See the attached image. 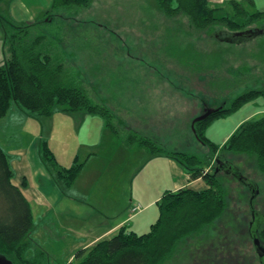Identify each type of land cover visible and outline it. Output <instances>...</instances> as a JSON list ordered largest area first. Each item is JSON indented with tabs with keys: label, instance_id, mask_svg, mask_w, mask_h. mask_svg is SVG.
I'll list each match as a JSON object with an SVG mask.
<instances>
[{
	"label": "rangeland",
	"instance_id": "obj_1",
	"mask_svg": "<svg viewBox=\"0 0 264 264\" xmlns=\"http://www.w3.org/2000/svg\"><path fill=\"white\" fill-rule=\"evenodd\" d=\"M23 1L40 15L39 19L50 17L53 22L67 21L71 26L78 43H72L66 49L71 54L69 59L77 63L85 79L95 86L94 97L103 99L118 127L117 131L108 126L105 129L113 149L109 150L112 152L109 156H115L120 145L129 151V156L123 157L122 162L117 163L119 157H113L111 164L115 179L125 180L119 187H116L117 181L114 183L115 194H120L123 199L137 196L143 188L138 184L141 177L135 181L133 178L145 162L136 156L130 159L132 152L136 154V149L143 148L135 144L134 138L129 136L131 133L157 137L155 140L165 149L164 154L178 152L186 159L190 154L204 158L211 152V146L196 137L193 120L206 109L230 104L242 92L264 87V20L240 30L260 31L258 35L232 43L219 37L220 27L194 35L187 15L168 16L157 0H92L88 6L73 8H53L51 0ZM15 2L0 0V14L11 16L4 11L9 13L11 3ZM172 3L174 7L177 5L175 1ZM245 6L250 12L264 10V0H255V4L246 2ZM227 13L234 14L233 7L229 6L219 15ZM238 21L246 22L242 18ZM82 33L90 38L87 40ZM4 47V31L0 24V64L5 62L7 52L4 53ZM262 99L256 97L203 128L205 136L219 145L220 162L236 167L246 180L242 181L225 168L219 169L227 199L224 215L203 233L189 237L188 246L182 253L174 255L165 264H261L251 237V225L254 219L252 206L264 215V176L244 157L224 150L225 143L220 144L232 127L258 108L256 103L263 104ZM16 107L13 104L5 119H0V144L5 149L18 144L8 137L11 131H16L20 144L31 145L36 140L32 135L34 129L50 134L54 152H64V141L71 147L77 144L80 134L76 126L82 121L83 112L58 111L51 116H29L37 117L35 119L39 121L28 123L24 117L17 116ZM126 143L132 146L127 147ZM212 164H217L215 159ZM94 165L91 163L86 167ZM52 170L56 179L69 187L58 177V170ZM18 180H21L20 173ZM250 184L258 187L255 197ZM166 188L162 186L160 190ZM67 203L55 205L48 217L35 214L31 232L19 247L22 252L26 249L23 257L35 255L44 264H60L61 258L78 239L67 229L70 226H65V222L89 223L81 218L94 207H100L94 203L90 206ZM135 205L143 207L139 203ZM74 214L79 219H75ZM61 218L65 219L61 221ZM263 228L264 218L259 230Z\"/></svg>",
	"mask_w": 264,
	"mask_h": 264
},
{
	"label": "trees",
	"instance_id": "obj_2",
	"mask_svg": "<svg viewBox=\"0 0 264 264\" xmlns=\"http://www.w3.org/2000/svg\"><path fill=\"white\" fill-rule=\"evenodd\" d=\"M51 1L53 8L82 7L92 2ZM173 1L177 2L175 7ZM245 1L252 2L230 1L235 12L224 16L219 15L224 7H216L209 0H157V3L168 16L187 15L193 34L199 35L214 27H220V34H230L264 20V10L250 12L244 5ZM238 18L246 22L241 23ZM46 19L19 22L0 14L8 51L5 62L0 64V117L5 116L13 104L29 116H51L58 111L83 112L99 115L106 126L117 131L110 108L103 99L94 97L96 90L93 84L83 77L77 63L69 59L71 54L66 49L78 43L71 26L67 21ZM82 34L87 40L90 38ZM256 97L264 98V87L242 92L230 104L195 123L196 137L211 146V152L204 158L190 154L186 159L178 152L164 154L162 151L165 149L152 137L131 133L129 136L134 138L135 144L154 154L174 158L189 172L190 180L203 178L208 187L202 190L189 187L165 190L158 201L159 217L148 232L137 233L123 226L112 237L79 249L76 261L69 264H165L174 255L181 254L188 246L189 237L203 233L227 209L222 182L215 171L216 164H212L213 159L216 162L220 160L217 155L219 145L205 136L203 128L215 118L237 111ZM222 148L244 157L264 176V114L244 120ZM39 151L48 169H57L58 177L67 186H72L84 162L76 157L71 166H62L46 140L39 142ZM10 158L11 155L0 146V254L14 264H44L35 255L26 259L23 257L26 249L22 252L19 248L33 227V211L21 189L12 182L14 172ZM258 236L264 241V228L259 230Z\"/></svg>",
	"mask_w": 264,
	"mask_h": 264
},
{
	"label": "crops",
	"instance_id": "obj_3",
	"mask_svg": "<svg viewBox=\"0 0 264 264\" xmlns=\"http://www.w3.org/2000/svg\"><path fill=\"white\" fill-rule=\"evenodd\" d=\"M230 1L232 0H209L210 4L224 7V9L229 6L233 7ZM246 2L255 4V0H252V2L245 1L244 5ZM12 3V9L10 6V14L4 11L7 15H11L9 16L10 18L19 22H24L32 21L40 17V15L35 14L33 9H31L32 7L23 0H16L14 4ZM4 46V53L7 52L5 53L6 60L8 51L5 38ZM81 74L83 75L82 71ZM262 102L263 104L261 105L256 103L258 108L231 128V132L220 146L225 143L244 120L253 118L260 113L264 114V99H262ZM14 110L17 112V116L24 117L25 120H28V123L30 120L39 121L35 119L37 117H29V115H26L18 107ZM18 112L20 115H18ZM7 114L0 117V119H5ZM83 114L82 121L79 123V126H76L80 134L77 144L71 147L70 143L64 141V152L62 154L56 151L54 152L50 134L45 133L46 136H44L45 134L39 129L33 130L32 135L36 140H33L34 142H32L31 145L24 146L20 144V138L16 131H11L8 137L15 139L18 144L10 146L8 149H5L0 144V146L11 155L10 164L14 172L12 182L21 189L22 193L31 204L34 220L36 213L37 215L41 214L42 217L43 215L48 217L55 205L61 206L62 204H68L67 202L72 203L74 206L79 203H84L87 206L90 203H92L90 205L96 204L100 206H96L93 209L90 208L92 211L88 212V215L85 214L84 218H81V220L87 219L89 223H83L82 221L78 223L65 222V226H70V228L68 227L67 229L73 232L78 239L73 244L72 248L66 252L64 257L61 258L60 264H69L76 261L75 255L79 249L90 247L101 239L112 237L123 226H125L127 230H133L137 233L148 232L159 217L158 201L161 199L165 190L170 189L176 191L184 187L202 190L208 187V184L203 178L190 180L189 172L174 158L165 156L161 153L154 154L148 152V150L142 147L143 149H136V154L132 152L130 159H134V156H136L137 158L140 157L145 162L133 178L135 181L136 178L141 177L138 184L140 188L143 185V188L139 189L140 191L137 196L133 195L129 200L125 197L123 199V196L121 198L120 194H115L114 192V183L117 181L119 184L116 187H119L122 182L125 183V180L123 181V178L117 179V177L115 179V175H112L113 166L111 164L113 163V157H119L117 163L122 162L123 157L129 156V151L125 149V146L123 148V145H120L115 156L112 155L110 157L109 154L112 152L109 150L113 149L111 148V144H109L110 139L108 140V136L105 135L108 134L105 131V120L99 115L90 113ZM74 124L75 122L73 121V128L75 129ZM67 131H70V129L68 128ZM141 135L144 134L142 133ZM156 138L153 136V139ZM41 140H46L48 142L58 162L62 166H71L76 157L80 162H84V166L72 186L66 187L61 184L60 181L56 179L54 172L48 169L42 162L39 151V142ZM57 147L60 146L57 145ZM106 157L109 159L108 161H106ZM97 160H101V163L98 164ZM135 162L136 161H134L132 165H134ZM91 163L95 164L91 166L92 168L86 167L90 166ZM19 173L21 174V180L17 181ZM162 186L167 188L161 191L160 188ZM137 203L142 204L143 207L141 211L135 213L132 211L131 207L135 206ZM62 211L65 210H61L60 212ZM74 215L75 219H79L78 215ZM56 217L57 219L59 218L58 216ZM64 219L65 218H61V221ZM131 221L133 223H131ZM128 223H130V225Z\"/></svg>",
	"mask_w": 264,
	"mask_h": 264
},
{
	"label": "water",
	"instance_id": "obj_4",
	"mask_svg": "<svg viewBox=\"0 0 264 264\" xmlns=\"http://www.w3.org/2000/svg\"><path fill=\"white\" fill-rule=\"evenodd\" d=\"M258 32L260 31H253V29L251 30H247V31H238V32H234V33H225V34H220L219 37L227 42H242L246 39L255 37L256 35H258ZM223 105H220L218 108H212V109H206L203 113H201L199 116H197L194 120H193V129L195 132V123L197 121H202L207 119L209 116H211L213 113L217 112L218 110H220ZM217 167V172L219 171L220 168H225L226 170H228L229 172H233L235 175H237L239 177V179H241L242 181H245L246 178L240 173V171L234 167L233 165H231L230 163H224V162H220V160L217 161L216 164ZM215 167V170H216ZM252 186L253 189V193H254V197L258 192V187L256 184H250ZM253 197V199H254ZM251 202H253V200L251 199ZM253 208V213H254V219L252 221V225H251V237L253 238L254 241V245L256 248V251L260 257V260L262 262V264H264V245L261 242L259 236H258V230H259V224L260 222L263 220L264 215L261 212H258L254 206H252ZM0 264H14L13 261L11 259H9L8 257H6L5 255L0 254Z\"/></svg>",
	"mask_w": 264,
	"mask_h": 264
},
{
	"label": "built area",
	"instance_id": "obj_5",
	"mask_svg": "<svg viewBox=\"0 0 264 264\" xmlns=\"http://www.w3.org/2000/svg\"><path fill=\"white\" fill-rule=\"evenodd\" d=\"M141 209H142L141 205H135L132 207V211L135 213L141 211Z\"/></svg>",
	"mask_w": 264,
	"mask_h": 264
},
{
	"label": "flooded vegetation",
	"instance_id": "obj_6",
	"mask_svg": "<svg viewBox=\"0 0 264 264\" xmlns=\"http://www.w3.org/2000/svg\"><path fill=\"white\" fill-rule=\"evenodd\" d=\"M264 245V244H263ZM259 260H260V257H259ZM260 263L262 264L261 260H260Z\"/></svg>",
	"mask_w": 264,
	"mask_h": 264
}]
</instances>
